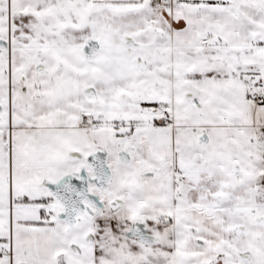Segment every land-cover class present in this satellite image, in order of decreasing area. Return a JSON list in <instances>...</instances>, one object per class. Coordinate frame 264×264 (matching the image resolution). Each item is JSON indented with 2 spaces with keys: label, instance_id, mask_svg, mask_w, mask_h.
Instances as JSON below:
<instances>
[{
  "label": "snow or ice",
  "instance_id": "snow-or-ice-1",
  "mask_svg": "<svg viewBox=\"0 0 264 264\" xmlns=\"http://www.w3.org/2000/svg\"><path fill=\"white\" fill-rule=\"evenodd\" d=\"M0 264H264V0H0Z\"/></svg>",
  "mask_w": 264,
  "mask_h": 264
}]
</instances>
